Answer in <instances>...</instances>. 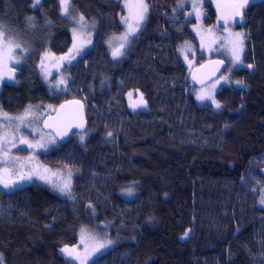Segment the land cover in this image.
I'll return each mask as SVG.
<instances>
[{
    "label": "trees",
    "instance_id": "16d2710c",
    "mask_svg": "<svg viewBox=\"0 0 264 264\" xmlns=\"http://www.w3.org/2000/svg\"><path fill=\"white\" fill-rule=\"evenodd\" d=\"M33 1L0 0L3 31L31 30L36 52L66 54L70 24L58 0ZM145 2L146 20L114 61L107 43L122 32L125 0H72L73 14L84 15L95 33L61 94L48 93L32 56L18 67L17 86H1L5 113L76 99L88 126L38 155L48 170L71 173L70 197L37 182L0 189L3 264H73L62 249L73 248L82 229L115 242L89 264H264V209L257 205L264 186V0H252L243 23L230 27L246 35L242 67L230 77L243 86L221 87L217 111L196 104L178 55L180 45L195 41L189 7ZM204 12L212 25L215 7ZM130 92L142 94L147 107L133 110Z\"/></svg>",
    "mask_w": 264,
    "mask_h": 264
},
{
    "label": "rangeland",
    "instance_id": "374dc122",
    "mask_svg": "<svg viewBox=\"0 0 264 264\" xmlns=\"http://www.w3.org/2000/svg\"><path fill=\"white\" fill-rule=\"evenodd\" d=\"M41 2V0H40ZM145 2V0H144ZM193 2H195L198 7L199 11L201 13L199 21H197V17L195 14V11L193 10ZM142 0H125L124 4V18L128 19L130 22L134 21L136 17L141 13ZM34 4V1H33ZM58 4L60 7V2L58 0ZM210 4L212 9L214 10V7L217 11V17L214 19V22L210 26H206L204 24V18L206 16L204 12V8L206 5ZM185 5L189 7V11L186 12V20L193 19L194 24L191 25L190 30L194 34L195 37V43L192 41L184 42L182 45H180L178 49V55L180 59L182 60L185 67H187L188 71L190 72L192 68H194L198 61H208L212 58H219L224 60L227 64L226 70L222 75L213 81L212 83L206 85L203 88L195 89L193 88L192 96L194 100L196 101V104L199 107H203L205 105H210L213 110L217 111L212 104L211 99H205L203 101L197 100V95L201 94L202 92L207 93L210 96H213L215 98L216 93L221 89L223 86L228 85H234L236 86L234 82L230 80L231 74L240 69L242 67L241 65H235L233 62V53L230 50L232 45L230 43V40L234 38L235 33H244L243 28L238 30L231 29V33L233 36L229 35V31L225 28L224 21L221 19V17H230V23L228 28L232 27L234 25V28H237L239 25L242 24L243 20L240 21L239 17H233V13L235 11L234 5L228 6L225 4V0H185ZM60 10V8H59ZM61 15V10H60ZM188 13H192V15H187ZM64 19H67L70 28L69 32L71 35V46L68 50V52L64 55H54L47 51L46 49L38 53L35 51V48L33 45H35L34 42L31 41L32 34L30 35V31L28 32H15L13 30L12 26H9L8 29L13 30V33H9V30H4L3 34H0V88L2 85H11V86H17L18 80L16 78V72L18 67H20L22 64L26 62L31 56L36 57V65L38 67L39 75L41 82L45 86L46 90L50 95H59L61 92L65 89L69 82V75L68 71L72 65H74L77 60L84 55L87 51L90 50L92 43L87 44L86 41L89 38L93 41L94 33H95V26H93L92 23L86 22L85 27H81L76 21L79 19V16L77 13L73 14L71 10L70 16H63ZM122 32L118 37L122 36L127 31V26L122 23ZM8 25H11L9 23ZM143 25V24H142ZM233 28V27H232ZM20 30L25 31L24 28H21ZM36 30H40L36 28ZM140 30V29H139ZM34 31V29L32 30ZM139 32V31H138ZM137 32V33H138ZM137 35V34H136ZM135 37L131 38L130 42L126 46L124 52L129 48L131 41ZM109 41H112L113 46H118L119 41L116 39H111ZM109 41L107 43L108 52L110 54V57L112 60L116 61L118 58H113L112 56V47H110ZM19 44L20 47L16 48L15 45ZM83 45L82 51L79 55H76V48H80ZM26 49L27 51H24ZM180 49L183 50V53H185L188 57V59H185V55L182 54ZM71 50V51H70ZM244 51L241 53V60L243 58ZM70 56H75L74 59H71L69 61ZM19 61V62H17ZM188 72V73H189ZM9 76H12L13 79H9ZM223 77L224 79H221ZM61 79L66 80V84H61L59 87H56V85L59 83ZM218 81V83H217ZM214 86V87H213ZM140 96V94H137ZM131 104L137 103L139 98H131ZM29 107L26 106L24 110L17 114H8L9 117L15 118L19 117L25 114V110ZM34 116L37 118L34 120L33 123H31L28 127H22L21 133L16 135V143L19 145V148H13L11 151V155L14 158V163L8 165L12 171L11 173H3L4 179H10L12 181H19L20 183L29 184L30 182H37L45 187H48L50 191H53L54 193L58 194L59 197L63 198L66 197L67 194H63L58 186H62L66 181L72 179V175L68 171H51L48 170L46 167H44L39 159L40 154L48 153L56 146V141L54 140L53 136L49 133H44L41 130V123L47 116H50L54 113V106H48V105H42V106H31ZM136 108L135 110L140 109ZM132 113H135L137 111H133L131 109ZM5 112L2 111L0 108V135H3L5 131H8L11 138V130L13 127H15L19 121L13 120L11 125L5 129L4 125L8 124V121L4 120V114ZM29 119H32L30 116ZM21 136L27 137V139L35 145L33 148H29L27 144H20L19 141L21 139ZM43 143L44 147H39V144ZM10 146V145H9ZM18 158V159H15ZM5 167L4 165H0V168ZM70 174V175H69ZM31 177L30 179H23L21 180V177ZM41 177H44L41 179ZM55 185V186H54ZM58 192H56V191ZM70 197V196H69ZM264 198V186L259 191V197H258V207L261 209H264V204L261 203V199ZM103 227V226H102ZM97 234V235H96ZM89 235L88 232H82L78 235V243L71 249H68L72 252V256L67 255L64 252V257L72 262L73 264H89L93 259L101 255L102 253H105L109 249H111L115 242L111 244L106 249L101 250V252L96 253L89 259L85 260V256L88 252L92 251V248L100 242H104L106 240H110L106 237V233H98ZM82 236L84 237L85 242H81ZM94 238V239H93ZM79 257V258H77ZM3 264V259H2Z\"/></svg>",
    "mask_w": 264,
    "mask_h": 264
},
{
    "label": "snow or ice",
    "instance_id": "6c2138e0",
    "mask_svg": "<svg viewBox=\"0 0 264 264\" xmlns=\"http://www.w3.org/2000/svg\"><path fill=\"white\" fill-rule=\"evenodd\" d=\"M60 2V10H61V15L63 16H70L71 14V8H72V0H59ZM184 3L185 0H180V3L177 5V8L174 9V11H178V10H182L184 7ZM252 3V0H235L234 2V8L235 11L233 13V17H239L240 21H242L244 19L245 16V9ZM37 4H40V0H34V4L33 7H35ZM193 10L195 11L196 17H197V21H199L201 13L199 11V7L198 5L193 2ZM141 8L142 11L141 13L138 15V17L135 18L134 21H129L128 19L121 17V21L122 23H124L127 26V31L120 37H116L114 39L118 40V46H113L112 41H109L110 47H112V56L113 58H118L124 55V50L126 48V46L128 45V43L130 42L131 38L135 37L137 32L139 31V29L142 27L143 22L146 20L147 18V13L149 11V5L148 3L144 2V0H142L141 3ZM187 15H192V13H188ZM32 17H29V23H31L32 21ZM221 19H223L224 21V25L225 28L229 31V35L233 36V34L231 33L230 28H228L229 23H230V17H221ZM76 23H78L81 27H85L86 26V21H85V17L84 15H80L79 19L76 21ZM94 26V25H93ZM0 34H3V26L0 25ZM246 39V35L244 33H235L234 34V38L232 40H230V43L232 45L231 47V51L233 53V62L235 65H241L242 64V60H241V53L244 51V40ZM87 44H91L92 41L90 39V34H89V38L86 41ZM16 48H19L20 45L16 44L15 45ZM83 45L80 48H76V55H79L80 52L82 51ZM24 51H27L26 49H24ZM71 51V50H70ZM180 51L182 52V54L185 55V59L187 60L188 57L185 53H183V50L180 49ZM75 56H70L69 57V61L71 59H74ZM19 62V61H17ZM247 67L249 69L253 68L252 64H248ZM9 79H13L12 76H9ZM221 79H224L223 77H221ZM218 83V81H217ZM238 85L243 86V81H237L236 82ZM61 84H66V80L61 79L59 81V83L56 85V87H59V85ZM214 87V86H213ZM129 98L131 99L133 96V93H129ZM205 99H211L212 100V104L214 105V107L216 109H220L222 107V105L213 97L208 95L207 93L202 92L201 94L197 95V100L203 101ZM38 107V106H37ZM130 107L133 108V110H135L136 108L139 107H147V103L143 97V95L141 94L139 96V100L137 103H133L130 105ZM4 116V120L8 121V124H5L4 127L5 129H7L13 120H18L19 123L12 128L11 130V138H9L10 134L8 131H5L3 133V135H0V165H4L5 167L0 168V183L3 184V187L5 189H14L15 187H17V185L20 183L19 181H12L9 177V179H4L3 177V173H11V169L9 167H7L8 165L14 163V158L11 155V151L13 148H19V145L16 143V135L21 133V128L22 127H28L31 123L34 122L35 119H37L34 116L33 110L31 108V106L25 110V114L19 117H9L7 115V113L3 114ZM32 117V119H29V117ZM79 127H83V125H79ZM227 127V125H226ZM66 134V133H65ZM108 135H112V133H109ZM81 139L83 140V136H81ZM20 144H27L29 148H33L35 147V145H33L28 139L27 137L21 136V139L19 141ZM10 145V146H9ZM45 145L43 143L39 144V147H44ZM18 159V158H15ZM70 175V174H69ZM30 179L31 177H21V180L23 179ZM44 177H41V179H43ZM55 186V185H54ZM59 190L62 193L68 194L69 196L71 195V181L70 179L68 181H66L62 186H58ZM127 194L130 196L133 194V190L131 188L128 189ZM261 203L264 204V198L261 199ZM89 207H92V205H89ZM82 232H84V230H81ZM188 231H186L184 233V237L188 236ZM182 237V238H184ZM94 239V238H93ZM81 242L84 243V237L82 236L81 238ZM114 242L112 240H106L104 242H100L97 243L93 248L91 252H88L85 256V260L89 259L90 257H92L93 255H95L96 253L101 252V250L106 249L107 247H109L111 244H113ZM62 251H65V253L69 256H72V252L67 250V249H62ZM79 258V257H77ZM0 264H2V257H0Z\"/></svg>",
    "mask_w": 264,
    "mask_h": 264
},
{
    "label": "water",
    "instance_id": "95a60500",
    "mask_svg": "<svg viewBox=\"0 0 264 264\" xmlns=\"http://www.w3.org/2000/svg\"><path fill=\"white\" fill-rule=\"evenodd\" d=\"M226 69L222 60L212 59L193 68L188 80L195 88H203L218 79ZM83 127H79V125ZM87 120L84 104L76 99H69L60 103L54 113L44 118L41 130L53 136L58 145L66 144L73 135H83L87 132ZM66 133V134H65ZM24 187L19 183L14 189H5L0 183V189L5 193H12Z\"/></svg>",
    "mask_w": 264,
    "mask_h": 264
},
{
    "label": "flooded vegetation",
    "instance_id": "af4514ba",
    "mask_svg": "<svg viewBox=\"0 0 264 264\" xmlns=\"http://www.w3.org/2000/svg\"><path fill=\"white\" fill-rule=\"evenodd\" d=\"M222 60V59H221ZM225 62V61H224Z\"/></svg>",
    "mask_w": 264,
    "mask_h": 264
},
{
    "label": "bare ground",
    "instance_id": "6f19581e",
    "mask_svg": "<svg viewBox=\"0 0 264 264\" xmlns=\"http://www.w3.org/2000/svg\"><path fill=\"white\" fill-rule=\"evenodd\" d=\"M202 64V63H201Z\"/></svg>",
    "mask_w": 264,
    "mask_h": 264
}]
</instances>
